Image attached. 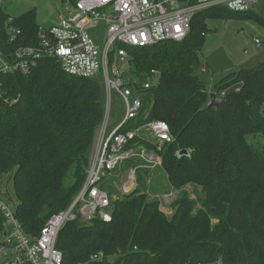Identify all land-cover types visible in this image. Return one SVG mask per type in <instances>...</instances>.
I'll return each mask as SVG.
<instances>
[{
	"label": "trees",
	"instance_id": "1",
	"mask_svg": "<svg viewBox=\"0 0 264 264\" xmlns=\"http://www.w3.org/2000/svg\"><path fill=\"white\" fill-rule=\"evenodd\" d=\"M209 10L194 17L185 42L129 50L137 77L153 68L163 74L144 104L150 119L168 123L175 137L161 152L169 184L201 188L197 200L181 193L170 219L138 188L114 203L109 223L69 222L57 244L62 264L88 263L100 252L104 260L90 264H201L220 258L225 264H264V148L248 140L264 137V62L223 78L214 90L228 93L211 107L206 82L194 75L202 66ZM9 18L1 12L2 38ZM13 19L24 33L21 44H37L36 9ZM3 82L5 96L16 102L0 109V175H13L17 216L28 234L38 236L84 186L105 116V85L101 78L66 74L52 58L29 76ZM241 82L240 93L230 90ZM73 168L74 181L66 186ZM198 201L201 209L194 213Z\"/></svg>",
	"mask_w": 264,
	"mask_h": 264
},
{
	"label": "built area",
	"instance_id": "2",
	"mask_svg": "<svg viewBox=\"0 0 264 264\" xmlns=\"http://www.w3.org/2000/svg\"><path fill=\"white\" fill-rule=\"evenodd\" d=\"M262 4L264 0H65L59 22L50 28L40 27L35 45L21 44L24 33L10 17L5 37L0 35V109L3 104L16 102L5 96V77L29 76L40 61L52 58L72 77L102 79L105 116L84 186L74 202L53 215L38 236L28 234L17 211L0 199V264H62L64 256L57 244L69 222H111L115 202L109 185L121 181L119 191L128 195L139 187L140 170L161 167V152L165 145L175 142V137L168 123L150 119V108L144 102L145 95L160 86L163 74L153 68L143 78L137 77L132 73L130 49L183 42L194 17L202 11L224 8L235 13L256 12ZM255 46L264 49V40L257 39ZM200 71L207 73V68L201 66ZM243 87L241 82L230 90L240 93ZM227 93L220 96L224 98ZM114 98L121 102L124 112L111 129ZM170 197L162 196L159 201L169 207ZM104 258L101 252L81 264ZM201 264L225 263L220 258Z\"/></svg>",
	"mask_w": 264,
	"mask_h": 264
},
{
	"label": "rangeland",
	"instance_id": "3",
	"mask_svg": "<svg viewBox=\"0 0 264 264\" xmlns=\"http://www.w3.org/2000/svg\"><path fill=\"white\" fill-rule=\"evenodd\" d=\"M64 1L65 0H3L2 11L11 18H18L36 6L45 10L46 15H52L53 9H55L57 5H60L61 2V7H63ZM204 14H207L204 16L203 21L208 32L205 36L202 51L199 56L202 67L207 68V73H202L198 68L194 71V75L206 82L207 92L211 97L212 94L216 95L214 90L215 85L226 76L241 70H253L257 65L264 62V49H258L255 46V41L257 39L264 40V24L260 19H264V4H262L260 9L255 13H235L223 8H214ZM39 18L42 20L41 17ZM46 18H48V16H46ZM188 37L183 42H185ZM222 98L220 94L216 95L218 103ZM209 102L211 103L210 99ZM123 112V105L119 100L114 98L110 116L111 129L119 122L123 116ZM248 140L256 147L260 149L264 148V137L249 136ZM126 165L127 163L125 166ZM163 165L162 160V165L157 170H140L138 173V188L146 193L149 201H157L160 211L167 218L171 219L176 211L174 205L181 197V193L187 192L190 198L196 201L197 195L195 194L200 193L201 188H196L194 185H187L182 190L173 188L169 184ZM73 181L74 168L71 169L64 183L66 186H70ZM109 186L108 188L113 196V202L121 200L124 196V194L119 191L121 181L117 182V185L115 184L116 187L113 185ZM165 195H171L168 201L170 203L169 207L163 206V202L159 201L160 198L162 196L165 197ZM0 199L10 205L14 211H18L19 203L13 175L11 174L0 175ZM195 209L194 213L201 209L199 201ZM164 212H171V215ZM212 223L216 224L218 221L213 220ZM85 225L89 224L85 223Z\"/></svg>",
	"mask_w": 264,
	"mask_h": 264
},
{
	"label": "crops",
	"instance_id": "4",
	"mask_svg": "<svg viewBox=\"0 0 264 264\" xmlns=\"http://www.w3.org/2000/svg\"><path fill=\"white\" fill-rule=\"evenodd\" d=\"M61 4H62V2H61ZM61 4L57 5V7L55 9H53L52 15H49V14L46 15L45 10L34 6V8H32V9H36V19H37L38 25L41 27L50 28L53 25L57 24L59 22L60 13L62 11V7H61L62 5ZM46 16H48V18H46ZM39 17H41L42 20Z\"/></svg>",
	"mask_w": 264,
	"mask_h": 264
},
{
	"label": "water",
	"instance_id": "5",
	"mask_svg": "<svg viewBox=\"0 0 264 264\" xmlns=\"http://www.w3.org/2000/svg\"><path fill=\"white\" fill-rule=\"evenodd\" d=\"M210 100H211V103H210V106H211V107H218V102H217V100H216V95H215V94H212V95H211ZM181 154H182V155H183V154H188V151H183ZM120 260H121V257L118 258V259L116 260V262H119Z\"/></svg>",
	"mask_w": 264,
	"mask_h": 264
}]
</instances>
